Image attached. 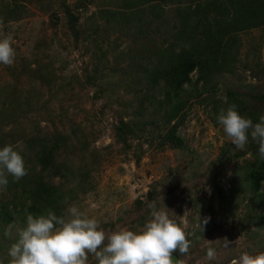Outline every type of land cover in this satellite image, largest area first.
I'll use <instances>...</instances> for the list:
<instances>
[{"label": "rangeland", "instance_id": "1", "mask_svg": "<svg viewBox=\"0 0 264 264\" xmlns=\"http://www.w3.org/2000/svg\"><path fill=\"white\" fill-rule=\"evenodd\" d=\"M3 1L22 3L27 14L0 23V35L11 33L16 51L13 65L0 64V148L10 144L22 153L23 138L54 137L55 164L61 170L46 180L54 187L79 189L60 206L61 214L75 205L106 231H137L150 217L149 205L164 204L191 243L185 256L173 253L175 259L231 264L242 252L264 251V241L254 234L246 194L231 196L228 191L235 166L227 152L231 142L209 121L202 96L188 99L181 121L171 128L173 121L164 123L138 105V89L125 73H114V60L126 63L145 43L130 32H108L96 19L97 8L106 1L113 7L116 0ZM177 4L166 5V18ZM73 22L77 39L69 30ZM238 39L232 71L217 78L220 98L225 89L242 96L264 94V25L240 31ZM194 86L199 84L186 89ZM120 120L127 122L124 132ZM168 129L176 135L170 142L165 140ZM25 158L32 171L33 155ZM8 180L0 202L11 192L15 197L20 193L12 188L15 180ZM205 218L209 221L202 230L199 223ZM21 226L0 231V264H10V241ZM224 238L232 242L229 248L218 241ZM208 247L216 249L215 260L206 259ZM88 264H96L94 257Z\"/></svg>", "mask_w": 264, "mask_h": 264}, {"label": "trees", "instance_id": "2", "mask_svg": "<svg viewBox=\"0 0 264 264\" xmlns=\"http://www.w3.org/2000/svg\"><path fill=\"white\" fill-rule=\"evenodd\" d=\"M176 2L166 18V5ZM111 3L106 1L104 7L96 9V19L103 24V29L145 38V43L142 41L136 52L129 54L126 63L114 60V73H125V78H130L139 92L138 105L150 110L151 115L164 123L173 121L171 128H174L181 121L182 108L188 99L200 96L207 104L206 114L213 126L218 125L219 110L231 104L254 122L264 115V94L242 96L225 89L224 98H220L216 87L217 78L233 69L240 48L238 33L264 25V0H116L113 7H108ZM25 14L27 9L20 2L0 3L2 23L21 19ZM69 30L77 39L74 22ZM191 73L196 74L193 80L189 77ZM192 83L199 86L187 90L186 85ZM126 123L120 120L121 132L126 130ZM168 130L165 140L170 142L176 135ZM23 139L25 149L20 153L25 167L28 164L25 157L33 155L30 163L34 168L31 171L26 167L28 174L13 182L14 191L20 192L18 196L11 192L9 199L0 202V231L3 228L11 231L14 226L24 224L26 212L40 214L52 209L61 215L60 206L79 190L78 187L76 191L73 187H54L46 180L61 170L55 164L54 137L33 135ZM230 146L227 152L232 154L230 158H234L235 166L228 191L231 196L246 194L254 234L259 233V241H264V160H260L258 145L251 140L243 149H237L232 143ZM233 149L238 152H232ZM16 238L15 233L10 244Z\"/></svg>", "mask_w": 264, "mask_h": 264}, {"label": "clouds", "instance_id": "3", "mask_svg": "<svg viewBox=\"0 0 264 264\" xmlns=\"http://www.w3.org/2000/svg\"><path fill=\"white\" fill-rule=\"evenodd\" d=\"M14 42L11 33L0 35V64L11 66L15 62ZM216 120L237 149L251 140L258 145L260 160H264V115L254 122L231 104L219 110ZM27 174L20 151L10 144L0 148V191L7 188L9 176L19 181ZM149 207L150 217L137 231L126 227L106 231L97 219L75 205L61 215L52 209L40 214L26 212L25 223L17 227V238L8 249L10 264H88L90 256L96 264H187L184 259L172 258L173 253L185 256L191 247L184 227L169 216L164 204L161 208L154 203ZM208 221L205 218L199 223L201 229ZM218 241L225 249L232 243L227 238ZM216 258V249L208 247L206 259ZM231 264H264V251L242 252Z\"/></svg>", "mask_w": 264, "mask_h": 264}, {"label": "water", "instance_id": "4", "mask_svg": "<svg viewBox=\"0 0 264 264\" xmlns=\"http://www.w3.org/2000/svg\"><path fill=\"white\" fill-rule=\"evenodd\" d=\"M172 258H173V260H175V257L172 256Z\"/></svg>", "mask_w": 264, "mask_h": 264}]
</instances>
